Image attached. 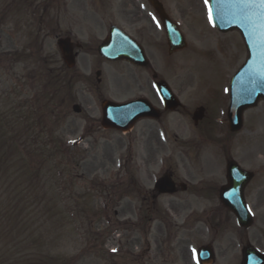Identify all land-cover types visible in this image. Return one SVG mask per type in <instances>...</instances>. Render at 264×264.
<instances>
[{
  "label": "rangeland",
  "instance_id": "obj_1",
  "mask_svg": "<svg viewBox=\"0 0 264 264\" xmlns=\"http://www.w3.org/2000/svg\"><path fill=\"white\" fill-rule=\"evenodd\" d=\"M66 3L64 11L63 0H0L1 128L26 141L27 122L14 109L42 103L54 91L52 104L58 103L42 124L33 115L30 120L50 134L43 135V150L31 156L35 174L21 175L18 154L7 161L6 173L0 171V264H166V252L160 248L165 237L154 230L160 220L154 219L145 234L134 227L145 209L130 185L132 178L148 192L150 207L160 208L168 221L181 222L211 210L212 220L228 227L224 235L234 236L233 257L240 264L250 229L247 236L240 231L238 236L217 191L194 192L198 183L223 184L227 161L233 158L256 173L250 206L254 228L261 233L264 101L245 112L242 130L231 136L226 116L230 80L247 58L240 33L223 34L213 27L209 0H166L188 46L169 56L159 31L158 48L147 54L181 108L159 120H142L123 134L101 128V102L146 96L161 108L159 98L143 70L106 66L98 84L96 68L79 62L71 70L64 67L57 40L70 30L72 0ZM143 6L151 11L147 3ZM74 104L81 105V113H74ZM199 107L205 117L195 125L192 116ZM223 138L227 140L222 146L216 140ZM170 169L188 189L154 199L155 181Z\"/></svg>",
  "mask_w": 264,
  "mask_h": 264
},
{
  "label": "flooded vegetation",
  "instance_id": "obj_2",
  "mask_svg": "<svg viewBox=\"0 0 264 264\" xmlns=\"http://www.w3.org/2000/svg\"><path fill=\"white\" fill-rule=\"evenodd\" d=\"M159 1L163 3L168 12L166 0ZM144 3L151 6L149 0H72V16L68 36L72 40L75 39L73 43L77 48L76 62L92 66V68L98 69L97 72H102V69L106 66L124 64L133 69L148 71V74L153 77L155 71L153 70L154 62L151 58H148L149 63L146 67H139L126 61H110L99 54V47L110 37L112 28L116 31L115 39H121L120 34L123 32L139 43L146 53L158 48V33L162 29L163 45L167 47L166 34L158 15L154 10L153 12L147 10L143 6ZM67 7V5L64 6L66 11ZM168 14L171 17V13L168 12ZM98 82L101 81L98 79ZM149 84H151L150 80L148 82L150 88ZM166 112L162 113V117L168 113ZM167 173L172 175L177 189H182V183L178 181L171 169L167 170ZM255 181L256 178L254 177L246 188V190H249L247 194L249 202L250 186ZM224 183L217 186L198 183L194 192L197 194L205 191H209V193L220 192V189L226 185ZM188 186L189 184L186 183V190ZM135 193L142 198V202L147 201V197L143 196L142 190H136ZM151 193L154 199L158 198L155 190L153 192L151 190ZM131 203L130 200L129 209L132 208ZM254 206L255 209H258L260 203ZM119 208L123 210L122 205H119ZM204 213L207 214L204 215ZM211 213V210L209 213L204 210L201 215L195 216L196 214H193L187 220L181 222L158 221V225L154 230L165 237V244L160 245V248L163 254L166 252L164 260L166 264H237V257H233L234 236H231V234L225 236L226 234L224 235L223 231L224 229L227 230L228 227L223 228L224 222L222 221L212 220ZM127 225V229L131 230L133 228L132 225ZM134 227L141 231L138 224H134ZM147 229L151 231V225ZM239 231L244 232L245 236L248 235V230L239 228L237 231L238 236ZM259 232L255 230L254 225L250 226V245H254L258 250L264 252V226L260 234ZM247 241L246 243H248Z\"/></svg>",
  "mask_w": 264,
  "mask_h": 264
},
{
  "label": "water",
  "instance_id": "obj_3",
  "mask_svg": "<svg viewBox=\"0 0 264 264\" xmlns=\"http://www.w3.org/2000/svg\"><path fill=\"white\" fill-rule=\"evenodd\" d=\"M153 6L159 13L166 28L170 53L186 46L181 33L170 19L165 15L162 6L152 0ZM212 16L216 26L223 32L239 30L248 49V59L241 69L234 75L231 81L230 105L228 108V120L231 132L239 131L243 126V113L245 110L255 107L261 99H264V5L256 0L249 4L245 0H211ZM125 47H109L105 43L100 48V53L111 60L125 59L137 65L146 63L144 53L136 43L127 39ZM59 47L64 61L68 67H73L74 47L69 38L60 39ZM157 89L165 106L174 110L179 102L172 94L170 88L163 81L157 83ZM104 128H115L128 131L134 123L142 117H158L156 109L144 99H138L125 104H116L111 101L102 103ZM76 113L81 112L79 105H74ZM204 116V110L200 108L194 114L197 123ZM229 187L221 193L224 205L230 208L236 215L240 226L249 227L252 216L247 209L244 200V187L252 173L241 169L235 161H230L227 169ZM157 188L162 193H172L175 186L172 179L166 175L157 183ZM255 253L250 259V254ZM264 264V255L255 248L246 246L243 253L242 264Z\"/></svg>",
  "mask_w": 264,
  "mask_h": 264
},
{
  "label": "trees",
  "instance_id": "obj_4",
  "mask_svg": "<svg viewBox=\"0 0 264 264\" xmlns=\"http://www.w3.org/2000/svg\"><path fill=\"white\" fill-rule=\"evenodd\" d=\"M50 85L54 86V84ZM46 90L47 85H45L43 91L45 92ZM54 98H56L55 91L48 93L46 99L42 103L36 104L33 102L28 105L27 109L23 106H19L14 109L17 115L22 114L21 119H25L27 122L26 141H24L23 138L16 137L9 130L1 128L4 118H2L3 113L0 114V171L6 173L7 169L5 166L7 161L13 154H18V158H20V161L23 163L20 170L21 175L35 174L36 169L32 165L31 156L43 150V147L46 144L43 142V135L50 134L47 132L46 128L38 127L37 130V128L32 125L30 120L33 115L37 124H42V122L46 120L47 116L51 114L50 111L55 112L58 109L57 102V105L56 103L52 104ZM40 100L41 99H39V101Z\"/></svg>",
  "mask_w": 264,
  "mask_h": 264
},
{
  "label": "snow or ice",
  "instance_id": "obj_5",
  "mask_svg": "<svg viewBox=\"0 0 264 264\" xmlns=\"http://www.w3.org/2000/svg\"><path fill=\"white\" fill-rule=\"evenodd\" d=\"M205 4L208 3V0H204ZM246 3H249V4H252V3H255L256 0H245ZM259 3L261 5H264V0H259ZM209 18H211V9L209 8ZM115 251V250H114ZM195 251V250H194Z\"/></svg>",
  "mask_w": 264,
  "mask_h": 264
}]
</instances>
